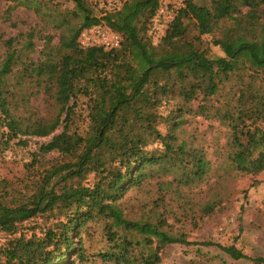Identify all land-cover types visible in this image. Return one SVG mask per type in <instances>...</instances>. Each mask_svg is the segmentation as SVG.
<instances>
[{"label": "trees", "instance_id": "16d2710c", "mask_svg": "<svg viewBox=\"0 0 264 264\" xmlns=\"http://www.w3.org/2000/svg\"><path fill=\"white\" fill-rule=\"evenodd\" d=\"M64 1L72 5L64 12L45 0H21L7 10L24 6L39 15L45 6L50 17L62 15L57 26L67 31L55 48L41 52L44 60L31 56L32 32L21 47L14 37H0V152L17 139L51 137L39 155L59 154L46 162L35 154L26 179H0V233L7 236L0 264H160L171 244L217 245L233 260L264 264L234 245L190 243L173 233V211L162 196L202 182L210 171L204 153L182 136L185 102L201 87L216 97L234 78L236 105L217 109L229 120L228 160L243 174L264 172V0H186L157 42L151 30L162 0H123L109 11L91 0ZM101 24L121 35L119 48L80 44L83 31ZM45 39L47 49L53 37ZM42 94L48 97L43 111L31 102ZM171 96L184 104L164 116ZM79 98L87 100L83 127L75 119ZM159 172L173 180L156 184L158 198L130 199L132 191L147 193ZM216 207L207 204L204 213ZM38 218L48 225L27 236L25 225ZM97 238L104 246L94 252Z\"/></svg>", "mask_w": 264, "mask_h": 264}, {"label": "rangeland", "instance_id": "374dc122", "mask_svg": "<svg viewBox=\"0 0 264 264\" xmlns=\"http://www.w3.org/2000/svg\"><path fill=\"white\" fill-rule=\"evenodd\" d=\"M21 0L7 2L0 0V37L4 40L16 38L20 47L29 39L28 33L34 34L35 51L31 56L35 60H44L41 53L49 52L59 43V38L67 31L66 27H58V20L62 15L52 13L43 6V12L37 15L24 6L16 7L11 14L7 13L9 6H15ZM47 7L57 8L64 12L71 3L64 0H45ZM200 5H208L209 0H195ZM186 0H162L159 17L154 19L151 34L155 42L162 38L174 20L177 12L184 6ZM53 37L52 44L45 49L46 37ZM204 40H212L205 36ZM46 50V51H45ZM215 56H223L219 47L211 46ZM250 74V72H248ZM249 80V77H247ZM261 82L257 85L260 86ZM240 87L237 79L227 82L218 96L209 97L204 87L192 93L191 100L185 102L182 136L194 144L204 153L210 162V171L202 182L187 187H174V190L162 196L173 215L168 222L170 230L176 234H185L190 243L213 242L223 246L234 245L246 255L254 258H264V172L258 174H243L232 168L228 153L230 148L229 120L217 114V109L229 104L236 105L234 96ZM32 105L43 111L48 105L45 95L31 98ZM184 104L180 98L171 96L165 101L161 109L164 116H168L177 106ZM76 122L79 127L86 124L88 110L87 100L79 98ZM162 133H166L168 126L160 125ZM60 133V130L57 132ZM51 139L24 138L27 144L19 143V139L10 143L7 149L0 152V179L18 182L26 179L32 173L33 158L40 153V146ZM153 147L151 146L150 149ZM44 162L59 158V154L47 156L39 155ZM93 177L88 178L92 181ZM171 182L172 174L155 173L148 181L146 192L132 191L130 199H142L152 202L158 198L156 185L159 181ZM166 188V185L164 186ZM217 203L215 210L206 215L204 208L207 204ZM130 204H135L130 202ZM152 205V204H151ZM243 208V210H242ZM163 212V208L160 209ZM39 226H38V225ZM45 218H38L35 223L26 224V234L41 235V228L47 226ZM6 235L0 233V244L5 243ZM96 252L104 246V242L97 238L93 243ZM156 245L154 244V248ZM160 264H256L250 260H233L228 254L220 250L217 245H182L171 244L163 248ZM70 263V262H69ZM66 263V264H69ZM99 264H114L101 262ZM136 264V263H132Z\"/></svg>", "mask_w": 264, "mask_h": 264}, {"label": "built area", "instance_id": "2783aa9c", "mask_svg": "<svg viewBox=\"0 0 264 264\" xmlns=\"http://www.w3.org/2000/svg\"><path fill=\"white\" fill-rule=\"evenodd\" d=\"M103 10H115L122 6L123 0H91ZM79 42L84 48L99 47L107 50L117 49L122 43V37L103 24L94 26L82 32Z\"/></svg>", "mask_w": 264, "mask_h": 264}]
</instances>
